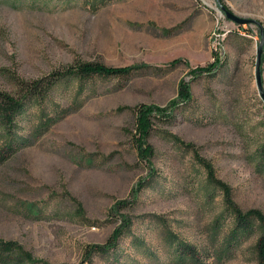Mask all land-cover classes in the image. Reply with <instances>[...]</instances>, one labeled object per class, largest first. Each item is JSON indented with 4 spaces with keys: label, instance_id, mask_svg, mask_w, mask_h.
<instances>
[{
    "label": "rangeland",
    "instance_id": "rangeland-1",
    "mask_svg": "<svg viewBox=\"0 0 264 264\" xmlns=\"http://www.w3.org/2000/svg\"><path fill=\"white\" fill-rule=\"evenodd\" d=\"M260 30L264 0H0V92L77 63L162 70L28 106L27 145L0 164V239L42 264H190L178 242L200 264H260L259 228L222 251L227 205L264 216ZM260 70L264 94V45Z\"/></svg>",
    "mask_w": 264,
    "mask_h": 264
},
{
    "label": "trees",
    "instance_id": "trees-1",
    "mask_svg": "<svg viewBox=\"0 0 264 264\" xmlns=\"http://www.w3.org/2000/svg\"><path fill=\"white\" fill-rule=\"evenodd\" d=\"M217 68H209L207 76L215 74ZM160 69L141 66V67H124L112 68L106 66L101 62L91 63H77L63 69L53 71L52 73L34 81L19 82L17 85V94L9 95L0 92V133L1 138L5 141L0 147V164L7 161L17 150L22 146L27 145V141L21 139L17 133V126L26 115L28 106L33 103H43L59 84H68L70 82H79L80 85H87V83L97 78H127L136 72L144 73H160ZM182 101L177 105H183L189 102L190 98L187 93H184ZM187 96V97H186ZM187 98V99H185ZM189 98V99H188ZM181 103V104H180ZM177 106L176 108H178ZM142 133H146L148 122L140 120L139 123ZM43 128V127H42ZM41 131V129H40ZM260 156L264 158V145L260 149ZM208 179L210 184L218 187L217 183L213 181L211 172ZM223 190V189H222ZM225 191V190H224ZM227 212L233 217V227L226 240V246L222 250L224 253L228 252L231 247H234L237 242L244 240L247 236L252 234L257 228L261 230V234L257 241L256 250L260 264H264V216L257 211H249L242 214L235 210L232 205H227ZM125 226V225H124ZM122 230H117L109 240L111 243L114 239H119L122 236ZM175 258L178 263L188 261L190 264H200L199 255L191 246L178 242L176 245ZM107 252L102 247H92L86 250L88 256L94 254H104ZM0 264H42L35 260L32 255L23 250L18 244L12 241H5L0 239Z\"/></svg>",
    "mask_w": 264,
    "mask_h": 264
},
{
    "label": "water",
    "instance_id": "water-1",
    "mask_svg": "<svg viewBox=\"0 0 264 264\" xmlns=\"http://www.w3.org/2000/svg\"><path fill=\"white\" fill-rule=\"evenodd\" d=\"M226 18L228 20L232 21L233 23H235L236 25L241 26V25L254 24V25H257L258 27H260L257 22L240 19V18H238L234 15H231L229 13H226ZM263 45H264V34H263V31L260 30V42L257 46V51H256L255 75H256V83H257L259 93H260L262 99L264 100V94L262 91V83H261V70H260L261 69V57H262V53H263Z\"/></svg>",
    "mask_w": 264,
    "mask_h": 264
}]
</instances>
